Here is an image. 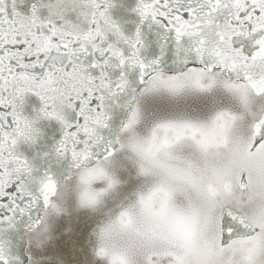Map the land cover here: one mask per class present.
I'll return each mask as SVG.
<instances>
[{
	"label": "snow or ice",
	"instance_id": "1",
	"mask_svg": "<svg viewBox=\"0 0 264 264\" xmlns=\"http://www.w3.org/2000/svg\"><path fill=\"white\" fill-rule=\"evenodd\" d=\"M0 264H264V0H0Z\"/></svg>",
	"mask_w": 264,
	"mask_h": 264
}]
</instances>
